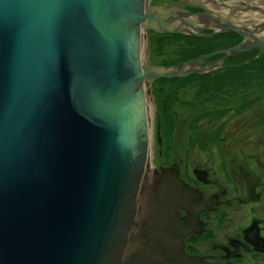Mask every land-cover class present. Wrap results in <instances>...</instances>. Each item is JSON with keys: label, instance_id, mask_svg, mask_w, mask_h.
<instances>
[{"label": "water", "instance_id": "obj_1", "mask_svg": "<svg viewBox=\"0 0 264 264\" xmlns=\"http://www.w3.org/2000/svg\"><path fill=\"white\" fill-rule=\"evenodd\" d=\"M149 1L0 0V264L184 261L168 241L188 233L202 203L174 166L149 170L147 87L261 56L264 9ZM145 31L241 40L154 66L142 58Z\"/></svg>", "mask_w": 264, "mask_h": 264}, {"label": "rangeland", "instance_id": "obj_2", "mask_svg": "<svg viewBox=\"0 0 264 264\" xmlns=\"http://www.w3.org/2000/svg\"><path fill=\"white\" fill-rule=\"evenodd\" d=\"M158 39L160 41L155 40V46L162 48L159 53L167 54L163 58L165 62L177 61L186 56L189 57V54L196 56L212 50L229 48L234 46L236 40L229 35L215 36L211 39L180 36ZM152 40L150 39L151 46L154 45ZM156 52L158 51L156 50ZM156 52L152 54L156 55ZM256 54L255 51L246 52L241 58L228 59L227 63L235 64L241 59L256 58ZM163 59L155 57L149 62L154 64ZM143 61L146 64V58H143ZM199 78L197 80L200 84L196 83V80L183 83V91L179 98L188 103L174 106L176 108H174L175 117L163 118L165 128L161 132V137H163L162 152L164 157L167 152L168 157L170 154L176 156L174 160L178 162L180 175L185 180L195 183L197 181L193 179L192 174L194 168H210L212 171L209 173L210 178L220 181L225 188L229 189L230 187L231 189L241 181L242 174L238 173L240 170L243 172L247 170L245 165L251 161V158L264 159V54L258 56L255 61L246 63L243 67L219 69L211 75L207 74ZM157 86L163 85L157 84ZM168 86H170L169 83L163 87ZM197 96L199 97L198 102L194 101ZM151 110L148 111L150 139L151 135H154L156 127L153 105ZM247 124H250L251 127L242 131V127ZM167 125H172V128L167 129ZM240 128H242L241 132L236 133ZM248 131L252 139L250 146L245 141V138L249 137ZM221 138L225 139L223 144L220 142ZM229 140L232 143L229 149L235 158L204 160L205 154L223 151L220 148L224 145L227 146ZM152 142L150 155L157 159L159 150L156 148L155 142ZM259 148L260 151H258ZM249 150L250 155L254 156H241V151L247 153ZM256 151L258 152L255 153ZM181 158L187 160L182 162ZM166 166L170 165H152L151 167L157 170ZM231 170L233 171L231 172ZM214 172L216 175L213 174Z\"/></svg>", "mask_w": 264, "mask_h": 264}, {"label": "flooded vegetation", "instance_id": "obj_3", "mask_svg": "<svg viewBox=\"0 0 264 264\" xmlns=\"http://www.w3.org/2000/svg\"><path fill=\"white\" fill-rule=\"evenodd\" d=\"M169 1L179 3L186 11L188 10L191 12L205 11L204 9L210 7V5L213 6L211 0H203L204 4H196L192 0H150L149 2L151 4H157L165 8L169 6L166 4ZM243 3L244 1L241 4ZM222 35H229L230 37L235 38L236 40L234 45L238 44V42L241 40V38L235 34ZM222 35H216V37ZM144 36L145 38L142 46V58H146L147 65H160L166 67L168 65H174L173 62L175 61H164L163 58H165L167 54L161 52L159 53V50L162 48L155 46V40L158 41V38L162 39L166 37L172 38L184 36L168 34L161 35L151 31H145ZM154 37L156 38L153 39ZM150 39H153V47L150 45ZM152 41L151 43H153ZM156 50L158 52H156ZM214 51L219 50H212L210 52L208 51L206 54L212 53ZM154 52L157 54H152ZM255 52L257 53L256 55L258 57L259 50H255ZM182 54L185 53L182 52ZM189 55L192 56L193 54ZM242 55L243 53L234 57L241 58ZM199 56H201V54L194 57H189V59ZM155 57L161 58L163 60L151 64V61L149 62V60L155 59ZM220 57H222V55L213 56L212 60H216ZM257 57L246 60L241 59L235 64H228L227 59L224 61L223 66L224 68L229 69L240 68L245 66L246 63L250 61H255ZM185 58L180 59V61H178L176 64L179 62L189 61V59ZM201 76L193 74L186 78H172L168 80L158 79L156 82L150 84L147 87V92H149L148 103L151 105L150 110L152 109V105L155 107L153 114L155 115L154 124L156 125L155 133L154 135H151L152 138L150 139V148L151 143H153L152 141H154L156 148L159 150L157 159H154L155 157L151 155L149 156L150 165H170L163 168H171L174 166L178 170V179L185 182L191 189L199 193L197 200L202 203L199 210H197L195 213L197 214L195 223L194 225L191 224V228L188 230V233L182 237H175L173 241H167L174 243L173 249L180 253L178 257L176 255V260L180 257L183 258L182 260H184L182 263L180 260H178L176 262L177 264H264V159H261L260 157L255 159L251 158V161L247 162V165H245L247 170L244 172L240 170L238 173L239 175L242 174L240 177L241 181L235 185L234 188L230 189L229 187L228 189L225 188L224 185L220 183V181L210 178L209 173H212L210 168H194L192 174L193 179L197 181L195 183L185 180L184 177H181L180 175V170L177 166L178 162L174 160L176 159V156L170 154L168 157L167 152L166 157H164V153L162 152L163 137H161V132L162 129L165 128V125H163V118L167 116L175 117L176 113L174 111L176 108L174 106L180 105V103H188L179 98L180 93L183 91V83H190L196 80L195 82L200 84L197 79H200L199 77ZM168 83L170 86L163 87ZM157 84L163 86H157ZM164 93L166 94L163 95ZM197 100H199L198 96L194 99V101L198 102ZM165 112L167 113L164 114ZM250 127V124L244 125L242 127L243 129L240 128V130H238L236 133L241 132V129L242 131H245ZM170 128H172V125H167V129ZM249 131V137L245 138V141L250 146L252 139ZM224 141L225 139H220L221 144H223ZM230 144L232 145L231 140H229L227 146L224 145L220 148L223 149V151L205 154L206 157L204 160H228L235 158L233 152L229 149L231 147ZM153 150L155 149L153 148ZM258 151H260V148ZM251 155L250 150L247 153L241 151L242 157H250ZM184 160L186 161L187 159L181 158L182 162ZM152 169L156 170L154 167H152ZM232 171L233 170H231V172ZM213 174L216 175L215 172ZM177 215H179V218L181 219H185L190 216V214L181 209H177ZM144 243H146L145 240Z\"/></svg>", "mask_w": 264, "mask_h": 264}, {"label": "bare ground", "instance_id": "obj_4", "mask_svg": "<svg viewBox=\"0 0 264 264\" xmlns=\"http://www.w3.org/2000/svg\"><path fill=\"white\" fill-rule=\"evenodd\" d=\"M198 1V0H197ZM199 1H203V0H199ZM211 1H214V0H211ZM216 1H218V0H216ZM251 2V1H253V0H242V2ZM194 2V1H193ZM195 3V2H194ZM252 3V5L250 4V6L253 8V9H259V8H262V9H264V0H256L255 2H251ZM167 5H169V6H167V7H169V8H179V9H182V10H185L179 3H175L174 1L173 2H168V3H166ZM256 6V7H255ZM259 7V8H258ZM205 11H199V12H206V13H210V11H212V10H209V8H206V9H204ZM199 12H194V13H199ZM206 54V53H205ZM208 54H210V53H208ZM217 56V55H216ZM213 57V56H212ZM212 57H210V58H208L207 60H206V62H212V61H214V60H212ZM221 58V57H220ZM219 59V58H218ZM210 60H212V61H210ZM217 60V59H216ZM223 65H224V62H223ZM210 74V73H209ZM196 75V74H195ZM189 77V76H188ZM186 78V77H185ZM147 92V91H146ZM148 101H149V99H148V95H147V99H146V102L145 103H147L146 105H147V111H149V109H150V107H151V105L148 103ZM147 114H148V112H147ZM149 125H150V122H149ZM149 137H150V131H149ZM149 149H148V160H149V156H150V150H151V148H150V140H149V147H148ZM149 163H150V160H149ZM152 169V167H151V165H150V168H149V170H151Z\"/></svg>", "mask_w": 264, "mask_h": 264}, {"label": "trees", "instance_id": "obj_5", "mask_svg": "<svg viewBox=\"0 0 264 264\" xmlns=\"http://www.w3.org/2000/svg\"><path fill=\"white\" fill-rule=\"evenodd\" d=\"M236 35V34H235ZM181 37V36H180ZM195 55H189V57H194ZM189 57H186L185 59H189ZM178 61H180V59H178L177 61H175V62H173L174 63V65L178 62Z\"/></svg>", "mask_w": 264, "mask_h": 264}]
</instances>
